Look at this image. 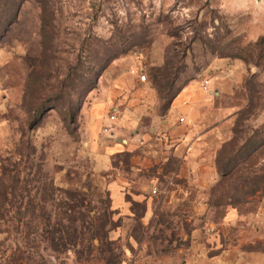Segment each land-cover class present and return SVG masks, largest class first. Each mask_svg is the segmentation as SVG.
Returning <instances> with one entry per match:
<instances>
[{
  "label": "rangeland",
  "instance_id": "1",
  "mask_svg": "<svg viewBox=\"0 0 264 264\" xmlns=\"http://www.w3.org/2000/svg\"><path fill=\"white\" fill-rule=\"evenodd\" d=\"M131 68L161 109L193 80L226 90L216 106L236 113L216 157L224 174L216 164L218 182L203 211L189 207L184 231L196 217L216 225V264L234 261L225 249L242 231L243 248L264 253V0H0V264H148L165 253L149 246L166 247L163 228L179 221L160 214L162 228L146 230L139 208L116 217L107 185L117 172L96 168L82 135L101 77ZM228 207L245 221L223 224Z\"/></svg>",
  "mask_w": 264,
  "mask_h": 264
},
{
  "label": "crops",
  "instance_id": "2",
  "mask_svg": "<svg viewBox=\"0 0 264 264\" xmlns=\"http://www.w3.org/2000/svg\"><path fill=\"white\" fill-rule=\"evenodd\" d=\"M138 71L131 68L123 74L116 70L106 72L88 95L80 113L84 122L82 135L87 139L96 168L117 172L107 185L111 209L116 217L129 220L136 216L135 208H139V218L146 230L153 225L155 229L162 228L156 223L160 214L169 220L167 224L174 226L179 221L176 228H163L170 239L165 240L166 247L150 244L152 252L165 253L148 255V264H189L190 260L216 264L219 257L211 254L219 246L216 225L212 228L208 225V230L207 225L199 228L200 219L196 217L188 236L183 222L188 221L189 207L196 206L203 211L208 197L205 192L218 182L217 152L230 137V128L226 129V125L236 112L216 106L217 99L226 90L209 77L184 85L166 109H161L159 96L147 80H139ZM205 80L208 92L202 89ZM114 158L127 161L115 166ZM157 182H162L165 189L160 199L151 194L157 191ZM246 218L228 207L222 221L225 225H234ZM248 235L242 231L236 244L226 246L228 253L235 254L231 264H264L263 251L243 248L251 243L245 238ZM189 237L188 246L181 243ZM202 238L205 243H200ZM134 246L138 256L144 258L145 244L134 243Z\"/></svg>",
  "mask_w": 264,
  "mask_h": 264
},
{
  "label": "built area",
  "instance_id": "3",
  "mask_svg": "<svg viewBox=\"0 0 264 264\" xmlns=\"http://www.w3.org/2000/svg\"><path fill=\"white\" fill-rule=\"evenodd\" d=\"M139 80H140L141 82H145V80H146L145 75H144V74L140 75ZM207 84H208V81L205 80V81L203 82V85H202V89H203L205 92H208V90H207ZM109 119L112 120L113 117H109ZM179 121H180V122H183V119H180ZM152 193H155V191L153 190Z\"/></svg>",
  "mask_w": 264,
  "mask_h": 264
},
{
  "label": "trees",
  "instance_id": "4",
  "mask_svg": "<svg viewBox=\"0 0 264 264\" xmlns=\"http://www.w3.org/2000/svg\"><path fill=\"white\" fill-rule=\"evenodd\" d=\"M106 64L102 65L101 68H100V71H104L106 69ZM170 101L167 102V106L169 105ZM224 148H226V146H224ZM223 148V149H224ZM220 156V155H219ZM222 158L221 157H218V159L216 160V164H217V167H218V171L221 173V174H224V171L221 172V167H220V162ZM227 173V172H226Z\"/></svg>",
  "mask_w": 264,
  "mask_h": 264
}]
</instances>
